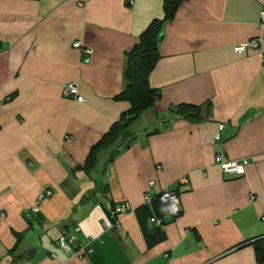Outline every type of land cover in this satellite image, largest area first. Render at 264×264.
<instances>
[{
  "label": "crops",
  "instance_id": "0c3cea01",
  "mask_svg": "<svg viewBox=\"0 0 264 264\" xmlns=\"http://www.w3.org/2000/svg\"><path fill=\"white\" fill-rule=\"evenodd\" d=\"M163 2L0 0V264H264V65L233 50L264 34V0H184L160 27L157 100L128 124L126 148L116 138L90 157L134 116L116 99L126 53ZM69 82L83 102L63 96ZM188 104L194 116L176 114ZM229 160H247L244 174L222 172ZM181 179L180 213L160 232L144 196ZM123 201L116 227L109 208ZM76 226V247L92 249L82 257L57 244Z\"/></svg>",
  "mask_w": 264,
  "mask_h": 264
},
{
  "label": "trees",
  "instance_id": "16d2710c",
  "mask_svg": "<svg viewBox=\"0 0 264 264\" xmlns=\"http://www.w3.org/2000/svg\"><path fill=\"white\" fill-rule=\"evenodd\" d=\"M184 0H164L163 2V17L161 19H154L150 24L142 31L139 36L138 42L126 53V70L125 88L116 96L117 100H123L129 102L131 105V112L134 116L125 117L122 116L123 123H115L111 131L104 135L103 138L93 146L90 157L95 150L106 149L116 138L118 141L123 142L124 148L129 145V136L127 126L137 116L139 112L150 108L154 105L158 98V92L151 88L149 85V75L153 69L158 57V38L161 34V25L165 21H169L174 18V15ZM197 108L188 104L187 106H179L175 112L176 114H182L184 117L194 116L192 112ZM118 153V150L112 152V157ZM92 162L90 160L88 163ZM148 211L149 217L154 215L160 216L159 206L157 200H152L150 205H144ZM179 215V214H178ZM177 215V216H178ZM176 217V216H175ZM163 224L167 221L162 218ZM158 231L162 232L163 228L155 226ZM264 250V248H262ZM259 261L264 263V251L260 252Z\"/></svg>",
  "mask_w": 264,
  "mask_h": 264
},
{
  "label": "built area",
  "instance_id": "2783aa9c",
  "mask_svg": "<svg viewBox=\"0 0 264 264\" xmlns=\"http://www.w3.org/2000/svg\"><path fill=\"white\" fill-rule=\"evenodd\" d=\"M259 17H260V23L264 24V9L260 10L259 12ZM264 34H261L260 36H257L255 38L249 39L246 42L237 44L233 50L236 53H242L246 50H258L261 55V62L262 65H264ZM73 47L77 48L80 50L82 54V61L87 63L90 60V54L91 50L90 48L83 46L82 42L76 41L73 43ZM62 94L65 98L73 99L77 102H83L84 97L79 93L78 86L73 83L69 82L66 83L63 87ZM223 125L219 124L217 128V132L214 136L215 140L220 139V131L222 130ZM247 164V160L243 161H225V162H220L219 167L222 172L233 175V176H240L243 175L245 172V166ZM185 180L181 179L179 180L178 183L166 187L161 191H158V193L155 196H149L145 195L144 196V204L150 205L152 200L156 199L158 206H159V211L161 213L160 216H152L151 221L155 226H158L160 228H164L163 220L162 218L164 217H175L180 213V205H179V197L176 191V188L179 184L184 183ZM150 185L154 184V181L151 180L149 182ZM52 195L51 190H45L40 192L36 200L31 207L32 212H37L40 208L41 202ZM129 209V204L126 201L116 203L114 206L109 208V214L110 217L114 220L115 226L119 227V216L124 214L127 210ZM5 216L4 213H0V217L3 218ZM261 220L264 221V216L261 217ZM80 230V227L76 226L73 229V233L70 235H61L58 240L57 244L58 247L64 251L65 253H71L74 254L78 257H82L84 252H91L92 249L88 247L87 243L82 244L76 247V242H77V237L76 234ZM76 247V248H75ZM52 257H55V254H51Z\"/></svg>",
  "mask_w": 264,
  "mask_h": 264
},
{
  "label": "water",
  "instance_id": "95a60500",
  "mask_svg": "<svg viewBox=\"0 0 264 264\" xmlns=\"http://www.w3.org/2000/svg\"><path fill=\"white\" fill-rule=\"evenodd\" d=\"M162 38V34L159 35V38H158V41H160ZM93 195V193L91 194V196ZM91 196H87L85 195L84 197H91ZM34 252H35V249H32L29 251V256H28V259H31L34 255Z\"/></svg>",
  "mask_w": 264,
  "mask_h": 264
}]
</instances>
